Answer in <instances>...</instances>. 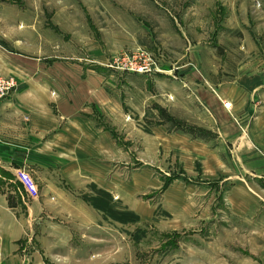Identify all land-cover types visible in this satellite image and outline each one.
I'll return each instance as SVG.
<instances>
[{
	"label": "rangeland",
	"instance_id": "rangeland-1",
	"mask_svg": "<svg viewBox=\"0 0 264 264\" xmlns=\"http://www.w3.org/2000/svg\"><path fill=\"white\" fill-rule=\"evenodd\" d=\"M52 14L60 21L57 31L50 24ZM75 34L82 37L76 42L64 39V47L54 42ZM95 48L108 50L101 63L93 59ZM140 51L166 72L126 71L132 59L140 62L133 58ZM247 53L264 59V0H0V76L11 78L14 90L16 78L32 73L58 74L72 64L79 69L103 64L105 86L119 94L129 118L137 117V111L146 115L148 97L154 95L156 102L160 93L172 91L180 79L179 67H193L197 77H230L249 59ZM46 56H73L79 62L32 60ZM187 131L190 138L197 137L194 118L188 120ZM169 158L162 159L159 170L133 161L126 172H116L127 177L124 199L141 204L140 214H146L147 221L134 223L122 214L127 206L115 195L106 198L87 188L85 196L93 197L116 221L83 206H73L77 216L41 219L25 248L31 246L30 253H35L29 264H264V177L246 181L247 195L232 196L226 183L200 180L196 161L188 177L180 163ZM149 178L159 185L138 184ZM170 179L182 184V189H172L184 194L182 207L193 208L187 225L176 230L169 215L175 201L168 196L170 205L162 201V186ZM71 187L63 189L76 202L82 193Z\"/></svg>",
	"mask_w": 264,
	"mask_h": 264
},
{
	"label": "crops",
	"instance_id": "crops-1",
	"mask_svg": "<svg viewBox=\"0 0 264 264\" xmlns=\"http://www.w3.org/2000/svg\"><path fill=\"white\" fill-rule=\"evenodd\" d=\"M51 20L59 30L55 14ZM81 37L66 35L54 42L64 47V39L76 42ZM107 51L95 48L93 59L103 62ZM247 54L249 59L230 77L213 79L201 73L199 78L193 67H179L180 79L172 91L160 93L156 102L154 95L148 97L152 101L147 98L146 115L137 111L132 118L124 115L127 105L119 101V94L106 88L103 64L84 70L72 64L66 72L16 78L17 87L0 102V264H29L34 259L32 247L25 248L32 242L35 222L77 216L73 206L100 213L85 201L87 188L115 195L137 221H147L146 214H140L141 204L124 199L127 177L116 173L121 168L126 172L133 161L159 170L162 159L170 157L168 161H178L188 177L197 162L200 180L226 183L232 196L250 193L246 181L264 177V59ZM32 60L51 65L79 62L73 56ZM164 68L159 73L164 74ZM225 102L229 110L223 108ZM191 118L197 137L190 138ZM19 169L35 182L38 196L32 200L16 181ZM155 181L158 186L152 178L138 184ZM67 184L82 193L76 202L65 194ZM180 184L175 179L163 190V202L170 205L166 196L175 201L169 212L173 230L187 225L193 213L192 207H182L184 194L173 193L175 187L183 188Z\"/></svg>",
	"mask_w": 264,
	"mask_h": 264
},
{
	"label": "built area",
	"instance_id": "built-area-1",
	"mask_svg": "<svg viewBox=\"0 0 264 264\" xmlns=\"http://www.w3.org/2000/svg\"><path fill=\"white\" fill-rule=\"evenodd\" d=\"M134 57H136L140 62L137 63L132 59L126 67V71L140 74L159 72V70L154 67V62L150 60V58L145 53L140 51V53L137 56L134 55L133 58ZM14 87L15 82L11 78L0 76V102L14 90ZM222 106L226 110L230 109V104L228 102L223 103ZM15 178L28 199L32 200L33 198L38 196L35 182L30 178L25 170H17Z\"/></svg>",
	"mask_w": 264,
	"mask_h": 264
},
{
	"label": "trees",
	"instance_id": "trees-1",
	"mask_svg": "<svg viewBox=\"0 0 264 264\" xmlns=\"http://www.w3.org/2000/svg\"><path fill=\"white\" fill-rule=\"evenodd\" d=\"M170 181H171V179L164 182V184L162 186L163 190L169 184ZM96 191H98L99 193H102L106 198H110L111 197L109 193H106V192H103V191H100V190H96ZM92 198L93 197H91V198L84 197L85 201L89 204L90 207L96 209L97 211L101 212L103 215H105L106 217H108L109 219L114 221L115 219L113 218V216L107 210H105L106 208H103L102 206H99L96 203V200L92 199ZM122 214H125L126 216L130 217L132 219V221H134V223H136V221L138 219L136 215H134L132 212L127 211L126 209L124 211H122Z\"/></svg>",
	"mask_w": 264,
	"mask_h": 264
}]
</instances>
